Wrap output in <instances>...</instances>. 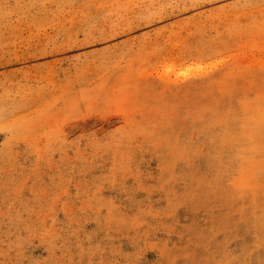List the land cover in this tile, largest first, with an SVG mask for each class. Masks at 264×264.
<instances>
[{
    "label": "rangeland",
    "instance_id": "1",
    "mask_svg": "<svg viewBox=\"0 0 264 264\" xmlns=\"http://www.w3.org/2000/svg\"><path fill=\"white\" fill-rule=\"evenodd\" d=\"M0 264H264V0H0Z\"/></svg>",
    "mask_w": 264,
    "mask_h": 264
}]
</instances>
